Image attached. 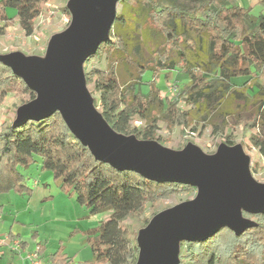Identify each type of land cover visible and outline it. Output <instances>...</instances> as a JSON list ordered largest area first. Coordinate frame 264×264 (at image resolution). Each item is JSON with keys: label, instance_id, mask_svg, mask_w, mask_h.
I'll list each match as a JSON object with an SVG mask.
<instances>
[{"label": "trees", "instance_id": "trees-1", "mask_svg": "<svg viewBox=\"0 0 264 264\" xmlns=\"http://www.w3.org/2000/svg\"><path fill=\"white\" fill-rule=\"evenodd\" d=\"M45 1L0 0V35L12 20L9 8L25 34L31 35ZM63 11L71 20L67 6ZM134 26L141 36L138 44L130 39ZM176 68L189 82L171 97L156 81L161 72L168 76ZM83 71L86 85L98 94L100 114L118 133L158 141L160 116L191 131L207 121L217 132L223 131L227 117L236 114L256 129L250 140L264 155V13L255 14L251 6L237 0H119L107 39L85 59ZM147 71L151 79L144 81ZM247 77L255 79L253 95L242 89L244 83L240 89L232 81ZM144 83L146 91L141 89ZM9 94L28 96L22 104L37 97L0 58V104ZM15 118L0 125V194L13 190L30 195L22 169L39 157L41 170L51 171L60 189L74 195L90 214L109 212L87 236L92 257L75 264H136L140 246L132 243L121 222L146 203L197 189L95 158L58 110L38 120L15 123ZM135 120L145 124L140 127ZM241 215L253 223L239 233L222 225L204 239L180 241L184 256L193 264H264V211L241 210ZM49 262L71 264L72 258L59 248Z\"/></svg>", "mask_w": 264, "mask_h": 264}, {"label": "water", "instance_id": "water-1", "mask_svg": "<svg viewBox=\"0 0 264 264\" xmlns=\"http://www.w3.org/2000/svg\"><path fill=\"white\" fill-rule=\"evenodd\" d=\"M118 1L70 0V23L52 39L45 62L18 53L0 58L37 93L19 107L15 123L58 110L95 158L157 181L197 187L194 199L157 213L138 235L136 264H178L180 241L204 239L222 225L236 233L251 225L241 210L264 211V183L250 177L248 159L237 145L221 143L213 155L203 154L193 143L170 150L155 140L114 131L94 108L83 63L107 39Z\"/></svg>", "mask_w": 264, "mask_h": 264}, {"label": "rangeland", "instance_id": "rangeland-1", "mask_svg": "<svg viewBox=\"0 0 264 264\" xmlns=\"http://www.w3.org/2000/svg\"><path fill=\"white\" fill-rule=\"evenodd\" d=\"M69 1L47 0L43 2L41 12L34 20V30L31 35L25 34L18 20L14 18V10L9 8L12 20L5 33L0 35V56L18 53L23 58L45 62L52 39L65 31L70 23L69 16L63 11ZM237 2L247 5L251 0H237ZM260 9L264 11V2L254 5V13L257 14ZM140 38L139 27H135L130 39L134 44H138ZM150 79L151 71L145 72L143 80ZM232 81L237 88L244 83L245 87L242 89L249 95H253L256 90L254 78L247 77ZM188 82L187 75L178 68L172 70L168 76L165 72H161L156 81L157 86L171 97H176ZM86 88L93 105L96 103L94 108L99 112L98 94L93 91L92 85H86ZM141 89L146 91L147 84L144 83ZM27 98L28 96L22 99L9 94L0 104V123L5 118L13 120L17 115V110L23 105L22 101ZM179 105L184 107L181 99H179ZM248 105L250 108L251 101ZM160 117L156 122V136L160 139L155 141L163 147L177 151L184 148L187 143H193L203 154L213 155L221 143L226 144L227 140H231L233 144L230 146H239L243 155L247 157L250 177L259 184L264 183V155L250 140V136L256 129L248 126L244 121H239L236 114L227 117L223 131L217 132L207 121H202L195 131H191L190 127L170 125ZM134 124L142 127L145 121L135 120ZM40 162V158L35 157L34 163L27 169H22L25 182L32 189L30 195L20 194L13 190L0 194V204L5 207L0 211L6 213L7 217L4 223L0 221V241H3L0 244V250L5 252V255L0 258V264L9 262L11 264H33L29 255L35 252L38 253L41 264H50L49 256L59 248H62V252L72 258L71 264L78 261L83 262L92 257L87 236L109 212L90 214L83 205L76 202L74 195L60 189L51 171L41 170ZM34 181L37 182L35 186ZM197 192V189L179 190L169 197L146 203L140 211L127 216L121 222V227L132 243L138 245V235L146 226V221L165 209L194 199ZM185 253V248L179 247L178 264H193L184 256Z\"/></svg>", "mask_w": 264, "mask_h": 264}, {"label": "crops", "instance_id": "crops-1", "mask_svg": "<svg viewBox=\"0 0 264 264\" xmlns=\"http://www.w3.org/2000/svg\"><path fill=\"white\" fill-rule=\"evenodd\" d=\"M259 2H264V0H251V2H249V4H247V5H241V6H245V7H248V6H251L252 7V12H254V5L256 4V3H259ZM9 11L10 10H7V12H8V14H9ZM11 12H13V11H11ZM259 13H264V11H263V9H260L259 11H258V13L257 14H259ZM4 121H10V119H7V118H5L2 122H4ZM1 122V123H2ZM0 123V124H1ZM37 184V182L36 181H34V186ZM0 206H1V208H0V210L2 209V210H4V206H3V204H0ZM3 207V208H2ZM5 214L6 213H3V212H1L0 211V221H5V219H7V217L5 216ZM15 220H17L16 219V217H15ZM4 223V222H3ZM3 243V242H2ZM2 243H0V244H2ZM5 255V252H3V251H1L0 250V258H2L3 256ZM46 259H48V258H46ZM8 264H11V262H9Z\"/></svg>", "mask_w": 264, "mask_h": 264}, {"label": "built area", "instance_id": "built-area-1", "mask_svg": "<svg viewBox=\"0 0 264 264\" xmlns=\"http://www.w3.org/2000/svg\"><path fill=\"white\" fill-rule=\"evenodd\" d=\"M0 242L2 243L3 241H0ZM29 256L31 257L33 264H41V261L38 259V253L37 252L30 254Z\"/></svg>", "mask_w": 264, "mask_h": 264}]
</instances>
